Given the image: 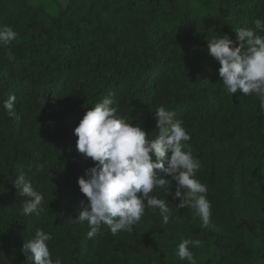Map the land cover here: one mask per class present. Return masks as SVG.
<instances>
[{
	"label": "trees",
	"instance_id": "obj_1",
	"mask_svg": "<svg viewBox=\"0 0 264 264\" xmlns=\"http://www.w3.org/2000/svg\"><path fill=\"white\" fill-rule=\"evenodd\" d=\"M256 18L264 0H0V25L17 33L0 47V103L16 97L14 115L0 107V264H30L21 247L37 228L52 234L61 264H188L176 255L181 238L201 241L190 247L197 264H264V107L224 91L207 46L223 34L235 41L238 28L264 35ZM104 97L146 133L161 105L183 121L208 188V227L175 207L174 181L167 225L148 208L115 235L102 225L88 238L87 222H72L87 202L77 179L93 166L73 130ZM20 174L44 195L39 216L21 214Z\"/></svg>",
	"mask_w": 264,
	"mask_h": 264
},
{
	"label": "clouds",
	"instance_id": "obj_2",
	"mask_svg": "<svg viewBox=\"0 0 264 264\" xmlns=\"http://www.w3.org/2000/svg\"><path fill=\"white\" fill-rule=\"evenodd\" d=\"M254 29L264 33V19L256 18ZM234 32L235 41L228 34L207 40L208 55L220 65L217 72L227 94L233 96L239 90L243 96L256 97L264 107V35L248 28ZM16 37L10 26L0 25V47L8 46ZM15 100L13 94L0 103L9 116L14 115ZM117 111L113 100L104 97L85 112L73 130L76 150L90 158L93 166L77 179L87 202H80L72 222H87L88 238L99 235L102 225L115 235L120 231L131 232L148 208L158 210L163 225H167L171 218L167 196L174 181V195L179 199L175 207L194 210L202 226L208 227L211 217L208 188L196 178L201 168L199 160L185 150L190 136L183 121L161 105L154 113L155 130L151 134L117 115ZM12 184L20 196L27 197L21 214L39 216L44 211V195L23 174ZM157 189L165 193V198L153 194ZM52 239L51 233L37 228L34 236L23 240L21 253L30 264H61L59 257L54 260L51 256L48 242ZM200 244L198 239L181 238L176 255L181 261L197 264L190 247Z\"/></svg>",
	"mask_w": 264,
	"mask_h": 264
}]
</instances>
